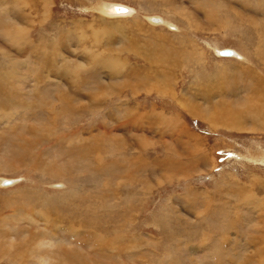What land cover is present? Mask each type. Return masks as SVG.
<instances>
[{"label":"rangeland","instance_id":"374dc122","mask_svg":"<svg viewBox=\"0 0 264 264\" xmlns=\"http://www.w3.org/2000/svg\"><path fill=\"white\" fill-rule=\"evenodd\" d=\"M97 1L0 0V264H264V0Z\"/></svg>","mask_w":264,"mask_h":264},{"label":"bare ground","instance_id":"6f19581e","mask_svg":"<svg viewBox=\"0 0 264 264\" xmlns=\"http://www.w3.org/2000/svg\"><path fill=\"white\" fill-rule=\"evenodd\" d=\"M26 5V4H25ZM124 8V10H120V8ZM95 10H97L98 11V13L100 14V15H106V16H108V18L110 17V18H112V19H114V18H126V17H128V16H131V15H133V14H135L136 13V9H134L133 7H130V6H128V5H125V4H119V3H111L110 1L108 2V1H106V0H98L97 1V3H96V8H94ZM25 11V10H24ZM29 11V10H28ZM26 12V11H25ZM28 13V12H27ZM15 17H16V15H15ZM14 17V18H15ZM145 17V19L147 20V21H149L151 24H154V25H162V24H164V25H167L170 29H173L174 31L176 30L177 31V27L175 26V25H172L173 23H168L163 17H153V16H144ZM18 18V17H17ZM109 18V19H110ZM16 19V18H15ZM18 19H20V18H18ZM17 34L18 33V30H14V29H12L11 30V32H10V34ZM24 40L26 41V42H31V40H30V38L29 37H25L24 36ZM228 49V48H227ZM228 50H231V49H228ZM215 53L217 54V55H221V52L219 51V49L218 48H216V50H215ZM225 56H232V57H236V58H238L239 60L240 59H242V60H244V59H246V58H243L242 56H241V54L238 52V51H236V50H231V54L230 55H225ZM248 61V60H247ZM12 70V69H11ZM11 70L9 71V72H11ZM49 77V76H48ZM19 79V78H18ZM19 81L22 83L23 82V80L21 81V79H19ZM41 85V84H40ZM42 86V88L44 87V85H41ZM39 88V85L38 84H36V90ZM7 116V115H6ZM100 170V169H99ZM6 180H10L11 182L9 183V184H5L4 183V181H6ZM17 181H19L18 179H17ZM16 182V180H13V179H4V178H0V185H2V186H4V187H6V186H9L10 184H13V183H15ZM57 185H59V184H57ZM60 186V185H59Z\"/></svg>","mask_w":264,"mask_h":264},{"label":"water","instance_id":"95a60500","mask_svg":"<svg viewBox=\"0 0 264 264\" xmlns=\"http://www.w3.org/2000/svg\"><path fill=\"white\" fill-rule=\"evenodd\" d=\"M120 10H124V8L121 7ZM221 54H222V55H230V54H231V51L228 50V49H223V50L221 51ZM10 182H11L10 180H6V181H4L5 184H9Z\"/></svg>","mask_w":264,"mask_h":264}]
</instances>
